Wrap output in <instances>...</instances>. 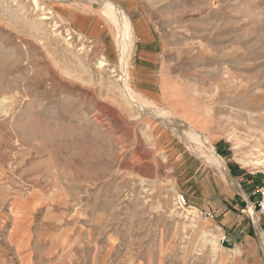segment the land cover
<instances>
[{
	"label": "rangeland",
	"instance_id": "obj_1",
	"mask_svg": "<svg viewBox=\"0 0 264 264\" xmlns=\"http://www.w3.org/2000/svg\"><path fill=\"white\" fill-rule=\"evenodd\" d=\"M56 1L0 0V253L26 243L41 264H250L179 197L190 174L226 177L231 165L264 180L253 164L264 161V0H143L164 46L165 98L183 115L129 97L121 73L140 93L133 40L114 5L103 11L110 59Z\"/></svg>",
	"mask_w": 264,
	"mask_h": 264
},
{
	"label": "crops",
	"instance_id": "obj_2",
	"mask_svg": "<svg viewBox=\"0 0 264 264\" xmlns=\"http://www.w3.org/2000/svg\"><path fill=\"white\" fill-rule=\"evenodd\" d=\"M107 3L122 10L131 24L133 40L131 74L136 89L154 102L160 103L166 99L172 111L183 115L177 99L173 97L175 100L173 101L171 97L165 98L162 83L165 74L164 46L143 0H57L54 7L57 14L75 32L93 41L102 42L104 55L111 59L117 57V49L112 39L111 25L103 14ZM108 45L109 52L106 51ZM188 117L184 116L186 122ZM189 123L192 128L201 129L196 123ZM219 143V140L215 143L216 151L225 154L228 147L221 148ZM190 175V185L184 190L188 197L187 203L208 211L218 222L219 233L224 238L223 243L234 252H238L250 264H256L262 255L261 247L264 253V218L258 216L252 207L257 199L254 192L259 186L264 185V180L240 172L232 165L228 168V173H225L226 177L211 170L197 183L195 180L192 181L195 176ZM193 183L196 184L194 189ZM250 205L252 212L259 217L257 223L253 217L244 214L245 208H249ZM7 247L8 249L4 248V252L0 253V264L9 262L8 257H11L14 264H41L39 255L32 251L30 244L16 243ZM262 261L264 264V257Z\"/></svg>",
	"mask_w": 264,
	"mask_h": 264
},
{
	"label": "bare ground",
	"instance_id": "obj_3",
	"mask_svg": "<svg viewBox=\"0 0 264 264\" xmlns=\"http://www.w3.org/2000/svg\"><path fill=\"white\" fill-rule=\"evenodd\" d=\"M39 5V4H38ZM106 7V6H105ZM108 7V6H107ZM115 7V6H114ZM114 7H111V6H109V9H108V11L107 12H109V14H112V17H113V19H115V23H116V25L117 26H119L121 29H123L124 30V33L129 37V38H131V36H132V31L130 30V27H131V24H130V22H129V20H128V18L126 17V15L124 14V12L122 11V10H117V9H115ZM109 17V16H108ZM107 17V18H108ZM46 19L47 18H49V17H45ZM121 52H124V51H121ZM127 54V53H126ZM104 62V61H103ZM102 62V63H103ZM126 62H127V57L126 56H123V58H122V65L121 66H124L125 64H126ZM121 79H122V82H123V87L125 88V90H126V92L129 94V97L132 99V101H134V102H136L137 103V105L139 104V105H141V106H143V105H145V103H142V102H146L145 100V97L142 95V94H140V93H138V92H135V91H132L131 90V88H130V86L128 85V80H127V77H126V74H124V73H121ZM1 84V83H0ZM1 88V87H0ZM1 92V91H0ZM142 101V102H141ZM146 106H148V105H146ZM144 107V106H143ZM141 109V108H140ZM149 110V109H148ZM150 112H153V111H150ZM154 112L156 113V114H161V115H163V113L161 112V110H159L158 108L157 109H155V107H154ZM147 114V113H146ZM154 114V113H153ZM163 116H165V115H163ZM157 117V116H156ZM158 118V117H157ZM167 118V117H166ZM164 119V118H163ZM168 120H171V119H168ZM173 121V120H172ZM169 123V122H168ZM167 123V125H170V124H168ZM171 123V122H170ZM174 125V124H173ZM185 136V135H184ZM186 138V137H185ZM192 145V144H191ZM211 145V143L210 142H207V147L208 146H210ZM194 148V147H193ZM205 150H206V148H205ZM208 150H209V152L210 153H205V152H203L202 151V153L203 154H205L204 156L205 157H207V159L211 162V164H213V165H215L217 168L218 167H221L222 169H226V168H224V163L223 162H221L220 160H219V158L217 157V155L214 153V151H213V149L212 148H210V147H208ZM201 151V150H200ZM199 152V151H198ZM201 153V154H202ZM253 164H255V165H263L264 166V161H260V160H258L257 162H254ZM221 168H219V169H221ZM218 170V169H217ZM226 171V170H225ZM221 172V171H220ZM223 177V176H222ZM229 177V176H228ZM224 179H227V178H224ZM227 181V180H226ZM232 182V181H231ZM179 198H181V196L179 197ZM181 202V201H180ZM182 203V202H181ZM199 213V212H198ZM197 213V211H193L192 212V214H198ZM198 216H200V215H198Z\"/></svg>",
	"mask_w": 264,
	"mask_h": 264
},
{
	"label": "built area",
	"instance_id": "obj_4",
	"mask_svg": "<svg viewBox=\"0 0 264 264\" xmlns=\"http://www.w3.org/2000/svg\"><path fill=\"white\" fill-rule=\"evenodd\" d=\"M254 193L257 195V199L253 203V208L258 216L264 218V185L259 186ZM180 200L182 203L187 204L184 196H181Z\"/></svg>",
	"mask_w": 264,
	"mask_h": 264
}]
</instances>
